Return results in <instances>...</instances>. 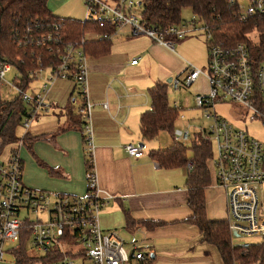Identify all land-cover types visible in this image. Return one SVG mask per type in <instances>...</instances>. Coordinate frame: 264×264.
I'll return each instance as SVG.
<instances>
[{
  "label": "built area",
  "instance_id": "1",
  "mask_svg": "<svg viewBox=\"0 0 264 264\" xmlns=\"http://www.w3.org/2000/svg\"><path fill=\"white\" fill-rule=\"evenodd\" d=\"M85 21L97 19L101 25H128L133 35L145 34L156 43L175 50L176 43L186 38L193 29L184 24L169 27H146L136 14L140 3L135 0H85ZM142 13V12H141ZM259 16L264 21V0H250L246 11L241 9V19ZM258 29V28H257ZM258 32V30H256ZM255 31V32H256ZM264 32V31H263ZM98 37L87 32L80 43L69 44L62 57V63L51 70L50 77L43 84L42 91L27 90L13 83L15 89L27 104V114L23 117L22 128L27 133L33 122L52 108L46 99L48 87L55 80L72 79L79 91L81 104L79 113L83 119V137L86 155L92 166L88 173L87 191L83 195L34 189L24 183V165L19 148L13 149L6 162H0V262L7 252L20 243L22 232L30 233L31 248L41 255H51L56 251L65 253L67 245H81L94 264H150L151 257L137 245L127 249L119 231H105L100 225V211L103 203L110 198L103 195L99 187L95 168V143L93 139L92 112L94 103L88 97L87 55L84 52L86 39ZM107 37V35H104ZM210 38V34H207ZM239 42L224 46L208 45V70L205 72L187 63V76L171 79L174 89L193 86L204 75L208 83L207 92L195 94V106L200 115L210 121L208 127H200L192 134V123L183 128L175 127L174 142H192L197 136L212 141L214 145L210 165L216 184L227 194L228 225L233 237L252 236L259 241H245L241 245L248 252L252 245L264 242V140L251 136L246 128L250 121L258 120L264 129V49L262 41ZM138 58L132 60L136 64ZM9 63H0V85L12 70ZM42 68L31 76L43 73ZM42 72V73H41ZM234 102L240 106L236 122L221 116L217 104ZM180 110L179 118L186 119L187 107L175 102ZM104 107H108L107 103ZM24 133V134H25ZM126 152L131 157H141L144 149L140 144L129 143ZM160 163H154L158 167ZM188 172L195 167L193 158L185 165ZM71 249V248H70ZM52 264H75L73 257H64Z\"/></svg>",
  "mask_w": 264,
  "mask_h": 264
},
{
  "label": "crops",
  "instance_id": "2",
  "mask_svg": "<svg viewBox=\"0 0 264 264\" xmlns=\"http://www.w3.org/2000/svg\"><path fill=\"white\" fill-rule=\"evenodd\" d=\"M45 1L52 14L81 20L86 15L85 0ZM177 55L176 50L148 35H133L128 25L118 28L108 53L87 55L88 97L94 103L95 168L103 195L110 196L101 207L100 225L105 231H119L128 249L137 245L150 253V264H224L218 248L202 240L198 226L186 222L192 214L186 166L155 167L157 160L150 156L154 148L145 149L141 137V116L151 107L149 88L171 80L187 67ZM134 58H138L136 64H132ZM43 74L44 84L47 77ZM206 84L208 90L207 80ZM74 96L75 82L59 78L51 83L46 99L52 108L27 131L42 138L36 139L31 148H19L24 183L34 189L72 195L87 191L83 119L78 114L81 102ZM72 99L77 105L71 103ZM142 142L141 157L127 154V144ZM212 173L213 182L205 191L207 215L210 219H228L227 194ZM149 219L162 224L150 229L141 223ZM73 259L75 264L77 260L94 264L87 256ZM0 264L17 262L12 256Z\"/></svg>",
  "mask_w": 264,
  "mask_h": 264
},
{
  "label": "trees",
  "instance_id": "3",
  "mask_svg": "<svg viewBox=\"0 0 264 264\" xmlns=\"http://www.w3.org/2000/svg\"><path fill=\"white\" fill-rule=\"evenodd\" d=\"M139 3L142 6L141 22L146 27L165 28L181 24L182 10L189 6L204 23L206 36L210 34V38L206 37L207 46L211 43L230 46L252 42L253 33L258 30L262 41L260 51L264 49V21L259 16L243 21L239 0H139ZM117 30L118 26L101 25L97 19L85 21L52 14L45 0H0V63H9L15 68L17 72L13 83L27 89L33 80V72L58 67L67 46L80 43L87 32L98 37L86 39L83 46L85 54L101 56L110 51L112 37ZM168 87V82H158L148 90L151 107L143 112L140 121L144 143L155 139L161 131L173 135L180 110L169 103ZM76 93L75 99L79 97L81 101L77 87ZM26 114L27 104L20 95L7 100L0 90V154L8 143L19 144L22 141L24 146L31 148L36 139L42 138L31 136L28 132L19 133ZM78 114L82 117L79 111ZM189 146L173 142L166 148L150 151L152 159L165 168L185 166L190 159L189 151L192 152L195 167L189 171L187 178L192 214L186 222L199 227L202 240L218 248L224 264H264V242L252 245L245 252L233 243L227 219H210L207 215L205 191L213 182L209 163L214 154L212 141L197 136ZM85 163L88 175L92 166L87 155ZM141 223L150 229L162 224L152 219L142 220ZM29 245L30 233L25 229L20 243L10 249L17 264H52L66 256H86L84 250H68L65 253L59 250L51 255H35Z\"/></svg>",
  "mask_w": 264,
  "mask_h": 264
},
{
  "label": "rangeland",
  "instance_id": "4",
  "mask_svg": "<svg viewBox=\"0 0 264 264\" xmlns=\"http://www.w3.org/2000/svg\"><path fill=\"white\" fill-rule=\"evenodd\" d=\"M135 1L137 3L139 2V0H135ZM239 4L242 11H246L250 4V0H239ZM141 12H142V6L138 4L136 7V14L139 19H141ZM83 19H85V17ZM182 20L183 21L181 24H184L189 29H193V31H191L189 35L186 38H184L183 41L179 42L178 45L176 46L175 50L178 53L177 57L179 58L180 61L185 63V65L188 62H190L195 67L200 68L201 70L206 72L208 70V57H207L208 46L206 41V32L204 29V23L198 18V16L193 12L192 8L189 6L183 8ZM253 37L255 41H258L259 32L257 31L254 32ZM16 72L17 70L15 68H12V70L7 73L6 80H4L3 83L0 85V90L2 92L4 99L7 100L13 99L18 95L15 86L12 83L15 78ZM188 72L189 71H187L185 67L181 74L175 76H179L180 78H185ZM50 75H51V70L49 69L45 70V76L48 78L50 77ZM204 77L205 76L202 75V78H200L193 86L191 87L183 86L180 89H174L171 86V82H168L169 85L168 98L171 106L175 107L174 105L175 102L177 101L181 104H186L187 107L186 110H184V113L187 116L186 119L184 120L178 117V119L176 120L175 127L183 128L186 122L190 120V122L192 123V134H194V132L199 131L200 127H208L210 124V121H208L206 118L200 115V109H198L195 106V96H194L195 93L205 92V91L207 92V84L205 80L206 78ZM67 80H71L74 82V80L72 79H67ZM43 81L41 74H37L36 76H34V79L30 83V86L26 89L27 93L30 95L33 94L34 90L37 91L40 88V86L43 85ZM73 99H75V96L73 97ZM73 99L71 100V103L77 105L76 102H73ZM216 110L221 116L229 118L236 122H240V120L238 119L240 113V106L237 105L236 103L230 101L228 103L217 104ZM32 125H36V124L34 123ZM244 126H246L251 136L264 140V129L262 127V124L258 120L250 121ZM19 133L23 135L25 133V130L21 127ZM173 142H174V138L172 133L167 131H161L155 139L147 141L144 148L145 149L150 147L166 148L169 145H171ZM183 144L189 146L191 145V142L183 143ZM17 147H18V143L6 144L0 154V161L6 162L9 159L12 150ZM189 157L190 159L193 157L191 151H189ZM261 194L264 197V184L261 186ZM245 241L257 242L259 240L258 238L252 236L233 237V243L235 245H241ZM72 244L65 246V249L69 250L70 248H73L77 250L81 248V245L79 244L77 245H72ZM32 250L35 253L39 252L34 248H32ZM6 257H12V255H10L9 252H7ZM76 262L77 264H80L81 261L77 260Z\"/></svg>",
  "mask_w": 264,
  "mask_h": 264
},
{
  "label": "water",
  "instance_id": "5",
  "mask_svg": "<svg viewBox=\"0 0 264 264\" xmlns=\"http://www.w3.org/2000/svg\"><path fill=\"white\" fill-rule=\"evenodd\" d=\"M171 80L169 79L167 82H170ZM140 145L142 146V147H144V143L142 142V143H140Z\"/></svg>",
  "mask_w": 264,
  "mask_h": 264
}]
</instances>
